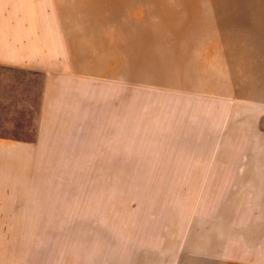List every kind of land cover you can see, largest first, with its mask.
Returning <instances> with one entry per match:
<instances>
[{
    "label": "rangeland",
    "instance_id": "374dc122",
    "mask_svg": "<svg viewBox=\"0 0 264 264\" xmlns=\"http://www.w3.org/2000/svg\"><path fill=\"white\" fill-rule=\"evenodd\" d=\"M140 6L49 34L0 17V137L35 157L0 158L7 206L22 207L0 211V264H264V239L236 223L264 215V158L234 147L249 110L264 139V68L243 65L264 48V0ZM50 106L80 108V127L45 122Z\"/></svg>",
    "mask_w": 264,
    "mask_h": 264
},
{
    "label": "crops",
    "instance_id": "0c3cea01",
    "mask_svg": "<svg viewBox=\"0 0 264 264\" xmlns=\"http://www.w3.org/2000/svg\"><path fill=\"white\" fill-rule=\"evenodd\" d=\"M145 1L146 0H0V3L6 4L5 6L9 4L8 10L5 9L0 11V17L9 19V27L11 28V30H9L10 34H49L50 20L146 17L143 14H135L136 12H140L145 9L144 6H140V3L144 4ZM18 4H20V6ZM104 12L109 14H97ZM116 12H133L134 14H112ZM34 20L49 21H45L41 24L38 22L34 23ZM56 28L58 29V32H60V24L58 21ZM250 51H254V53H252L248 58L244 57L245 61L243 65L251 68L252 66L260 65L261 68H264V48L261 49L260 53H258L257 48H252V46H250ZM259 58L262 60L261 63H255V60L258 61ZM26 60L29 61L28 59ZM246 61H249V63H245ZM71 91L69 96H72V94L76 96V90L73 89L72 94ZM245 98L256 99L259 98V96L253 94L245 96ZM262 98H264V96H262ZM249 111V114L247 111H244L242 114L245 116H247V114L256 115L257 117L254 119L250 116V119L253 120L252 122L246 123L245 120H235L237 125L236 132H238L234 141L235 153L238 154L239 158H246L247 149L250 148V158H253V156L258 157V147H260L261 158H264V139H262V136L259 138V135L262 133L261 128H259V120L261 119L262 113L256 109ZM45 115L48 116L45 119V122L49 124L52 123L53 125H56L57 123L59 128H62L61 125L63 123H73L74 125L78 124L76 125L78 127H72L75 131L81 124V110L76 106H50L47 114ZM49 116H51V118ZM61 116H67V121L65 122ZM50 128V126L47 128L42 127V130H50ZM73 140L75 141V138H73ZM41 144V147L43 148L41 156L43 158H51V156H55L54 151L50 149L53 145L47 143L45 140H42ZM66 146L68 148H72L71 150L73 152L66 150L64 152L65 156H71V152L73 157L76 156L75 142ZM77 146L79 147V144H77ZM0 158H35L34 144L28 141H17L9 137H0ZM262 178H264V175ZM1 191L2 190H0V196H2L0 197V211L22 209V207H18L17 203L7 206V204L15 201V198L8 197L12 195V192H8L11 191V189H6L5 192ZM25 194L28 195L27 192ZM27 207H29L28 204L24 206V209ZM254 220V222H248L247 218L244 216L236 223L239 228H241V225L245 226L249 223L251 225L250 227H253L252 233L257 234L258 237L264 239V233L262 232L264 227V215L259 217L255 214ZM224 254L227 255V257L240 258L231 252H225Z\"/></svg>",
    "mask_w": 264,
    "mask_h": 264
}]
</instances>
